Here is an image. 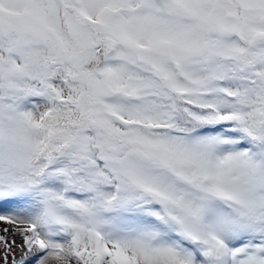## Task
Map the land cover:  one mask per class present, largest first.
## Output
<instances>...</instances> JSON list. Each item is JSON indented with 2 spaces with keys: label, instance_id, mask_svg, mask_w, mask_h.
I'll return each instance as SVG.
<instances>
[{
  "label": "snow or ice",
  "instance_id": "obj_1",
  "mask_svg": "<svg viewBox=\"0 0 264 264\" xmlns=\"http://www.w3.org/2000/svg\"><path fill=\"white\" fill-rule=\"evenodd\" d=\"M0 264H264V0H0Z\"/></svg>",
  "mask_w": 264,
  "mask_h": 264
}]
</instances>
